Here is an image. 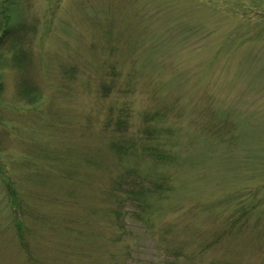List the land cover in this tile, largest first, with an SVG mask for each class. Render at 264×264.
Returning <instances> with one entry per match:
<instances>
[{"label":"rangeland","instance_id":"1","mask_svg":"<svg viewBox=\"0 0 264 264\" xmlns=\"http://www.w3.org/2000/svg\"><path fill=\"white\" fill-rule=\"evenodd\" d=\"M0 38V264H264V0H0Z\"/></svg>","mask_w":264,"mask_h":264},{"label":"trees","instance_id":"2","mask_svg":"<svg viewBox=\"0 0 264 264\" xmlns=\"http://www.w3.org/2000/svg\"><path fill=\"white\" fill-rule=\"evenodd\" d=\"M7 31V30H6ZM8 32V31H7ZM7 32H5V34H7ZM3 35H4V31H3ZM2 35V36H3ZM4 37V36H3ZM3 38H0V47H1V43L3 42V40H2ZM10 48H8L7 47V50H9ZM24 49H25V46H23L22 48H19V50L17 51V53L18 54H15V57H17V56H19L21 53H23V52H25L24 51ZM1 55H4V52H3V54H2V52L0 53V57H1ZM108 68H111V67H108ZM111 71L113 72L112 74L111 73H109L108 72V70H107V72L105 73V76L104 77H106L107 79H111L114 75H115V73H114V71H115V69L114 68H112L111 69ZM112 147H113V149L117 152V153H119L120 154V156L122 157V156H124V155H126L127 154V150H128V148L125 146V147H122V146H118V145H116L115 143H113L112 145H111ZM133 149V148H132ZM142 180V179H141ZM143 181V180H142ZM147 180H145V181H143L142 183H141V185L143 186V189H141V190H133V191H127V193H129L128 195H129V197H133V199L136 201H138L139 203H137V207H139L140 208V212H144V210L146 209V208H148L147 207V205H144L145 204V200L147 199V197H148V195H147V193H150V192H156L155 190L153 191V190H149V189H147V188H145V186L143 185V183L145 182V183H147V182H149V181H147ZM4 185L6 186V188L7 189H10V184H8V182L6 181L5 183H4ZM154 186H156V185H154ZM148 187V186H147ZM13 188V187H12ZM10 189V190H8L9 192H11L10 193V195L9 196H14V197H16V201H14V199H12L13 200V202H12V207H14V211H20L21 210V208L23 209V206H22V204H21V198L16 194V191L14 190V188L13 189ZM156 188H158L157 186H156ZM146 190H149V192H147ZM13 191V192H12ZM110 197V196H109ZM118 202V201H117ZM14 205V206H13ZM102 206V205H101ZM110 209V208H109ZM243 210H244V208H243ZM16 212H15V214H14V218L13 219H15L16 217H15V215L17 216V214H16ZM107 213H109V211L107 210ZM111 213L113 214V216H115L116 217V219L117 220H119L121 217H122V214H123V211H122V209L120 208V202H118V205L116 206V207H111ZM110 213V214H111ZM115 214V215H114ZM139 214H137V216H138ZM138 217H141V219L143 218L142 216H138ZM262 217V215H260V218ZM78 220L79 219H76L75 218V220H74V223H78ZM144 220V219H143ZM90 223H89V225L91 226V227H93L94 226V224H93V222H91V221H89ZM144 222L146 223V220H144ZM13 224H14V226H15V228H16V232H17V234H18V239H19V243H20V245H21V247H22V250H24L25 252H26V254L28 255V256H30L31 254H29V252H28V242H27V237H29V236H32V234H31V231H29V229H27L26 227H27V224L25 223V222H23L22 220H18V218H17V220H15V221H13ZM54 226H57V225H54ZM55 229V231L57 230V234L58 235H62V231L64 230L65 232H66V236H68V233H69V231H68V229H67V227L65 228V220H64V223H63V227H61L60 229L59 228H57V227H55L54 228ZM62 237L63 236H59V238H61L62 239ZM65 238V237H64ZM66 245H67V241H66ZM68 247V249L70 250V253H72V255H73V253L76 251H74V249H75V244H74V246H73V248H70V246L68 245L67 246ZM77 249V248H76ZM78 250V249H77ZM72 251V252H71ZM62 254V253H61ZM85 253L84 252H80V250H78V255H81V258H83L84 259V257H82V255H84ZM69 256V254L67 253L66 254V257H68ZM74 256V255H73ZM44 262V260L42 259V260H40V259H38V258H32L31 259V264H44L43 263ZM45 264H47V263H45Z\"/></svg>","mask_w":264,"mask_h":264}]
</instances>
